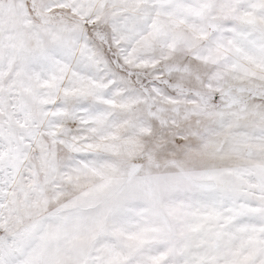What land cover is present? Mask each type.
<instances>
[{
  "label": "snow or ice",
  "instance_id": "snow-or-ice-1",
  "mask_svg": "<svg viewBox=\"0 0 264 264\" xmlns=\"http://www.w3.org/2000/svg\"><path fill=\"white\" fill-rule=\"evenodd\" d=\"M0 264H264V0H0Z\"/></svg>",
  "mask_w": 264,
  "mask_h": 264
}]
</instances>
